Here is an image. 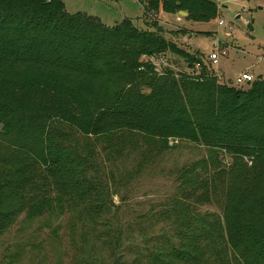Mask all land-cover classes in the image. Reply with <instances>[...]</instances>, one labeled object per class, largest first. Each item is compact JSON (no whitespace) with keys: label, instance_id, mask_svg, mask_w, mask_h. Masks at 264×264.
<instances>
[{"label":"trees","instance_id":"1","mask_svg":"<svg viewBox=\"0 0 264 264\" xmlns=\"http://www.w3.org/2000/svg\"><path fill=\"white\" fill-rule=\"evenodd\" d=\"M140 3L154 31L161 14L210 23L219 13L210 0ZM167 51L128 20L106 27L67 14L59 0H0V240L20 216L65 213L81 216L87 239L95 237L113 206L111 187L139 173L115 181L117 163L140 152L142 166L186 142L208 150L225 214L193 212L186 200L202 186L194 176L206 161L183 168L184 202L151 216L169 230L147 240L131 264H264V80L236 89L195 56H185L190 73L158 72L144 60ZM17 262L9 256L6 264Z\"/></svg>","mask_w":264,"mask_h":264},{"label":"rangeland","instance_id":"2","mask_svg":"<svg viewBox=\"0 0 264 264\" xmlns=\"http://www.w3.org/2000/svg\"><path fill=\"white\" fill-rule=\"evenodd\" d=\"M210 1L219 7L216 20L193 23L179 14H161L159 30L154 31L144 25L140 0H59L69 15L93 17L106 27L128 20L135 29L153 32L175 51L144 58L158 72L168 69L175 74L190 73L185 56H195L213 69L221 84L246 89V83H236L243 74L264 80V0ZM219 21L223 25L219 26ZM212 53H218L216 64L208 61ZM174 146L172 150L153 153L142 166L140 152L117 163L113 170L115 181L136 168L139 173L132 181L111 187V192L116 191L108 198L113 206H109V214L104 212L107 224L97 226L95 237L87 239L90 226L76 214L47 215L31 221L20 216L0 240V264H6L9 256H19L16 264H76L88 258L96 261L93 264H131L147 240L170 228L169 222L155 221L151 216L171 200L184 202L189 189L181 185L178 172L200 162L206 161L204 172L194 177L203 184L186 202L193 212L224 216V184L212 177L208 150L186 142Z\"/></svg>","mask_w":264,"mask_h":264},{"label":"built area","instance_id":"3","mask_svg":"<svg viewBox=\"0 0 264 264\" xmlns=\"http://www.w3.org/2000/svg\"><path fill=\"white\" fill-rule=\"evenodd\" d=\"M218 25L221 26L223 25V23L221 21L218 22ZM222 55H225V53H222ZM217 60H218V53H212L208 56V61L211 63V64H216L217 63ZM201 68V64L200 63H196L195 64V67H194V74L197 73ZM254 81V78L251 76V75H248V74H243L241 77H239L237 80H236V83L237 84H243V83H251Z\"/></svg>","mask_w":264,"mask_h":264},{"label":"water","instance_id":"4","mask_svg":"<svg viewBox=\"0 0 264 264\" xmlns=\"http://www.w3.org/2000/svg\"><path fill=\"white\" fill-rule=\"evenodd\" d=\"M180 16H182V17H184V18H186L187 17V14L186 13H184V12H179L178 13ZM251 29V28H250Z\"/></svg>","mask_w":264,"mask_h":264},{"label":"crops","instance_id":"5","mask_svg":"<svg viewBox=\"0 0 264 264\" xmlns=\"http://www.w3.org/2000/svg\"><path fill=\"white\" fill-rule=\"evenodd\" d=\"M117 1V0H116ZM141 6V5H140ZM141 8H142V6H141ZM215 73V72H214ZM216 75V74H215ZM216 77L218 78V76L216 75Z\"/></svg>","mask_w":264,"mask_h":264}]
</instances>
